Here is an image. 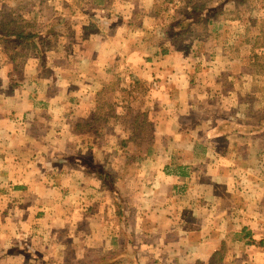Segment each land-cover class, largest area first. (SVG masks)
I'll return each instance as SVG.
<instances>
[{
  "label": "crops",
  "instance_id": "1",
  "mask_svg": "<svg viewBox=\"0 0 264 264\" xmlns=\"http://www.w3.org/2000/svg\"><path fill=\"white\" fill-rule=\"evenodd\" d=\"M172 5L55 0L52 26L21 32L36 35L40 51L35 61L9 62L13 73L0 83V231L11 216L30 229L0 232L2 264H85L122 246L133 264H205L225 244L224 264H264V132L256 131L264 127L247 121L264 114V75L253 60L264 50L238 43V33L231 44H213L210 60L185 58L177 38L154 36L167 34ZM42 14L32 12L33 22ZM211 32L218 39L222 31ZM190 43L205 51L209 42ZM235 44L230 59L225 48ZM114 86V118L104 131L78 132L92 124L100 93ZM78 152L96 159L114 187ZM186 188L190 199L180 200ZM119 203L124 214L117 216ZM210 224L230 228L215 238ZM191 225L203 230L199 240ZM202 240L212 242L200 248Z\"/></svg>",
  "mask_w": 264,
  "mask_h": 264
},
{
  "label": "rangeland",
  "instance_id": "2",
  "mask_svg": "<svg viewBox=\"0 0 264 264\" xmlns=\"http://www.w3.org/2000/svg\"><path fill=\"white\" fill-rule=\"evenodd\" d=\"M39 1H41L42 4L39 5ZM47 1H42V0H0V28L3 31V34H5V39H0V83L5 82L6 80V76L9 73H13V68L12 65L9 64V62L17 60L18 62L22 60V58H26L28 57V61L32 60L35 61L36 59H32L34 56H37L40 49L37 47V39H31V41L26 42L27 44H23L21 42H24V40H19L17 36L22 35L21 32H26L24 30H31V31H36L37 28H39V26H41V28L44 27V25H46V27H50L52 26V14H53V2L55 0H48ZM53 1V2H52ZM204 0H172L173 2V9L172 10H167V14H169L172 16V18L170 20H168L166 26V30H167V34L164 33L163 34H155L154 36H158V40L160 39L161 41H164L165 39H168V37H174L177 38V41L180 42V44L176 45L177 51L178 53L185 57V58H190L192 54L194 53H198V59L197 61L202 62V60H205V57L210 60L209 55L212 54L214 51L212 49L213 44L217 43V40L215 39V36L212 34L213 32H211L212 30H214V32L217 29H220L222 32L220 35V40L223 42L224 40H227V42L229 44H231V42L237 40V36L238 33L243 34V32L246 29H250L251 35L250 36H254V37H259V39L262 38V34H264L263 28H262V20H264V0H245V1H238V0H211V2H207V11L205 16L199 20V22H196L195 17H193L192 20V25L189 26V31L187 34L183 33H177L176 35L173 34L169 31L170 26L176 23V20H184L185 19V14L187 13V9H189V12H191L190 10H196V7H198L199 5L203 4ZM83 4V3H82ZM190 4V5H188ZM79 6V4H78ZM186 10V11H185ZM33 13H38L40 15V13L42 12V19L40 17H38L36 19V21L33 22L34 17L31 15ZM190 14V13H189ZM189 17V16H188ZM140 19H143V17H139ZM44 19V21H43ZM40 20H42V22L40 23ZM213 22H215L213 24ZM40 23V24H39ZM28 33V32H27ZM116 36H118L119 34H115ZM195 38H203L205 40V42H209L207 48L204 50H199V48H195L194 46H191L193 44L190 43V41L194 40ZM215 39V40H214ZM182 44H187L185 47H179V46H183ZM257 51L260 52L262 50H264V42L261 41L259 42V45L257 47ZM114 50H116V48H114ZM222 50V49H220ZM55 52L54 46H50L47 49V53L49 57L46 58H50V56H53ZM231 53H229V58L230 59H234L236 57V49L235 47H233L230 51ZM12 64V62H11ZM261 64H264V57H262L261 59ZM16 67L20 68L22 66L15 64ZM34 66H37V64H33ZM254 69L256 71H261V77L262 75H264V67L263 68H256L254 67ZM34 69H30L29 72L26 74L27 76L30 74L35 73V71H33ZM52 72V68L51 67H46V75H51ZM19 74H22L19 72ZM264 77V76H263ZM261 79V78H260ZM260 79L259 80H255L253 82L254 87H252L253 90L256 91V88H258L260 90ZM257 81V82H256ZM253 103L255 104V102H259L258 98H253L252 99ZM24 120H29V118ZM247 121L252 124V125H259L261 122H264V114H261L259 112H252L248 117H247ZM26 122V121H25ZM28 122V121H27ZM26 122V123H27ZM29 123V122H28ZM85 124H87L86 129H82V127L78 128L77 131L78 132H83L85 131H89L91 129L92 124L90 122H84ZM149 125V124H147ZM151 126H153V124H151ZM62 128V127H61ZM262 132H264V129L262 130ZM82 142V141H81ZM80 145L83 146V151H86L87 146L84 143H81ZM228 147V144L224 147L226 148ZM147 148V147H146ZM145 148V149H146ZM223 148V149H224ZM80 148H78V146L76 147V150L78 151ZM81 152V151H80ZM198 153H202L201 149L197 150ZM78 158H82L81 153L78 152ZM94 164L96 162L92 161ZM126 162L123 161L122 165L125 166ZM178 164V163H177ZM49 165V164H47ZM96 165V164H95ZM259 166V165H258ZM255 167V165H254ZM175 168V166H174ZM258 169V168H256ZM179 186H182L179 184ZM95 189V188H94ZM191 190L188 188H186L185 191L179 192V199L180 200H185V201H189V196H187V194L190 192ZM1 196V193H0ZM106 196V195H105ZM113 194H110L108 196H106L105 198H107V200L112 197ZM89 197V196H87ZM188 197V199H186ZM182 198V199H181ZM116 209V208H115ZM99 210H102V207H99ZM121 210L124 214L123 211V206L121 205V209H116V210H112L115 211L118 214V211ZM10 213L15 214L17 212L16 209L11 210V208H9ZM111 212V211H110ZM107 212V213H110ZM208 212V211H207ZM1 213V211H0ZM3 213V212H2ZM209 214H211V212H208ZM92 216L95 217V219L100 218L101 214L100 213H94L92 214ZM11 220V221H10ZM10 220L7 222L6 224V229H2L0 232H15V233H19L22 234V232H24L23 234H27L28 232L26 230L30 229V226L27 227V229L25 228V226L21 225V223L19 222V224L16 222V220L13 219V217H10ZM111 223V227L115 226V221H110ZM4 225V224H3ZM2 226V225H1ZM199 225H191L190 226V230L192 231V233L196 234L199 232H202L203 230H198ZM95 228V227H94ZM97 228V227H96ZM208 228H210V230L212 231V235H216L218 230H226L228 228H230L229 225H223V226H217V225H212L210 224L208 226ZM98 229V228H97ZM95 230V229H94ZM125 231L127 230V234H134V229L131 225H128L127 227H125L124 229ZM209 231V230H206ZM197 239L199 240V235H197ZM30 238H32L31 236H28ZM217 237V235L215 236V238ZM214 238V239H215ZM194 239H195V235H194ZM45 242H48V240H45ZM139 243V239H137L135 241V243ZM195 242V241H194ZM210 242H212L211 240L209 241H200L199 243V247L203 248L210 246ZM196 243V242H195ZM52 244L54 245V242H52ZM208 244V245H207ZM52 246V245H51ZM198 247H194L192 251H196ZM126 248L124 246H122L121 248V252H123ZM37 250V249H36ZM56 259V261L53 260L54 263H59L60 261L63 262L64 259V255L61 254L60 256H54ZM67 259V258H66ZM236 259H244L242 257L240 258H236ZM236 259H233L236 261ZM52 260V259H51ZM208 260H209V256L206 259L205 264H208ZM4 260H1L0 257V264H2ZM4 263V262H3Z\"/></svg>",
  "mask_w": 264,
  "mask_h": 264
},
{
  "label": "trees",
  "instance_id": "3",
  "mask_svg": "<svg viewBox=\"0 0 264 264\" xmlns=\"http://www.w3.org/2000/svg\"><path fill=\"white\" fill-rule=\"evenodd\" d=\"M211 2V0H204L203 4L199 5L198 7H196V10L191 9L189 12V10L187 11V13L185 14V19L184 20H176V23L170 26L169 31L173 34L176 35L177 33L180 34H187L188 33V29L189 26L192 25V20L193 17H195L196 22H199V20H201L207 11V2ZM238 1H245V0H238ZM190 13V14H189ZM189 16V17H188ZM215 22H213L214 24ZM264 26V20H262V28ZM264 32V28L262 33ZM251 32L250 29H246L243 34L240 36V40L238 43L240 44H246V43H251L254 48H257L259 45V42L263 41L264 42V34H262V38L259 39V37H252L250 36ZM5 34H3V31L0 28V39H5ZM19 40H24L26 42L31 41V39H34L36 37V35L33 34H22L20 36H17ZM220 35H218V39L217 43L218 45L222 46L225 43H227V40H224L223 42L220 40ZM235 46H231L230 48L227 47L226 49V53H231V49ZM261 59L262 56H259L257 54L254 55L253 60H254V66L256 68H263L264 64H261ZM116 92H117V88L114 86L112 88H109L108 91H104L103 93H100L99 97L97 98L96 102H97V108L96 111L94 112L93 115V122H92V129L97 133H100L101 131H104L103 126L105 124H107L111 118H114V108H115V102L117 101L118 97L116 96ZM262 127H264V122ZM264 129V128H263ZM263 129H258L256 131H261ZM141 133L139 132L138 135V141H141ZM140 145V142H139ZM81 160V164L83 166L89 167L93 172H95L99 177L101 176L103 178V180L105 181V183L110 187H114V182H113V178L112 176H110L109 173L102 171L101 169L93 164L92 161H88L85 160V158H79ZM116 207V206H115ZM118 209H121V204L119 203L117 205ZM122 211L119 210L117 216H119L120 214L122 215ZM108 214V213H107ZM249 236V235H248ZM134 238H133V243H134ZM246 245H254V241L250 240L249 242H247ZM226 247L227 245L225 244L224 246H222V248L217 251L213 256H211V258L208 261V264H224L225 263V252H226ZM133 253H131L130 248H126L123 252H119L116 253L114 252H110L108 255H105L103 257H97L91 260H87L85 264H133ZM195 264H203L201 262H194Z\"/></svg>",
  "mask_w": 264,
  "mask_h": 264
}]
</instances>
